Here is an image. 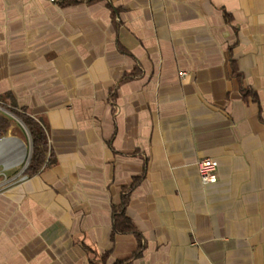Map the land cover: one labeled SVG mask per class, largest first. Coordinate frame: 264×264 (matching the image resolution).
<instances>
[{
	"label": "crops",
	"instance_id": "0c3cea01",
	"mask_svg": "<svg viewBox=\"0 0 264 264\" xmlns=\"http://www.w3.org/2000/svg\"><path fill=\"white\" fill-rule=\"evenodd\" d=\"M0 104V264H264V0H0Z\"/></svg>",
	"mask_w": 264,
	"mask_h": 264
},
{
	"label": "trees",
	"instance_id": "16d2710c",
	"mask_svg": "<svg viewBox=\"0 0 264 264\" xmlns=\"http://www.w3.org/2000/svg\"><path fill=\"white\" fill-rule=\"evenodd\" d=\"M76 1L78 0H69V2ZM7 109L21 120L30 136L28 164L24 173L28 176L37 174L49 161V148L45 128L40 122L26 114L24 111H20L12 107H8ZM9 125V119L0 115V137L6 134ZM125 205L126 197L123 199L119 209L115 211L112 224L113 231L118 233H135L133 223L125 215ZM138 254V251L134 253V255ZM114 264H129V259L116 261Z\"/></svg>",
	"mask_w": 264,
	"mask_h": 264
},
{
	"label": "built area",
	"instance_id": "2783aa9c",
	"mask_svg": "<svg viewBox=\"0 0 264 264\" xmlns=\"http://www.w3.org/2000/svg\"><path fill=\"white\" fill-rule=\"evenodd\" d=\"M50 3L53 4H59L61 2H63V0H48ZM0 110L2 111H7V109H5L4 107L0 106ZM2 138H0L1 140ZM28 164V159L25 162L23 169L21 170V173H24L26 167ZM197 170H198V174L200 177V180L202 181V183L204 184H208V183H212L214 181H216L217 179V162L211 158L205 157V158H201L200 160H198L197 162ZM26 178V174L21 176V179Z\"/></svg>",
	"mask_w": 264,
	"mask_h": 264
},
{
	"label": "rangeland",
	"instance_id": "374dc122",
	"mask_svg": "<svg viewBox=\"0 0 264 264\" xmlns=\"http://www.w3.org/2000/svg\"><path fill=\"white\" fill-rule=\"evenodd\" d=\"M0 106L1 107H3L2 106V104H0ZM0 115H2V116H4V117H6V118H8L11 122H18V119H17V117L12 113V112H10V111H2V110H0ZM17 120V121H16ZM20 121V120H19ZM25 129V128H24ZM25 130H27V129H25ZM30 148V147H29ZM25 164V163H24ZM24 164H23V166H24ZM23 166H21V168H20V171L23 169ZM20 173V172H19ZM19 173H17V174H12V175H9V176H3V175H0V186L2 185V184H7V183H10V182H12V180L13 179H15L16 178V176L17 175H20Z\"/></svg>",
	"mask_w": 264,
	"mask_h": 264
}]
</instances>
